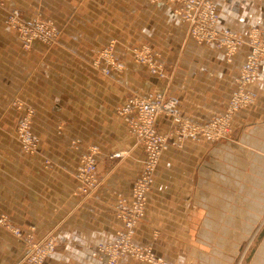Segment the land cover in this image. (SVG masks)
I'll return each instance as SVG.
<instances>
[{
  "label": "crops",
  "instance_id": "obj_1",
  "mask_svg": "<svg viewBox=\"0 0 264 264\" xmlns=\"http://www.w3.org/2000/svg\"><path fill=\"white\" fill-rule=\"evenodd\" d=\"M221 26L245 36L264 32V0H212ZM18 9L25 21L42 19L60 30L55 45L21 47L4 25ZM114 40L124 69L105 77L89 63ZM147 45L164 66L151 76L132 61L129 48ZM248 47L227 62L223 50L198 45L172 4L147 0H7L0 5V214L35 238L55 240L45 264H102L90 256L110 241L122 223L119 210L130 199L143 151L116 110L132 93H163L197 122L220 114L230 98ZM253 103L231 121L228 140L183 141L162 151L145 216L134 239L152 246L170 264H264V64ZM16 99L34 109L38 150L23 155L15 140L20 111ZM157 125L167 131L166 116ZM96 147L98 186L78 190L79 158ZM124 152L121 157L114 154ZM259 228V230H258ZM257 232V233H256ZM254 243L250 238L256 237ZM23 244L0 227V264L22 262ZM118 264H137L122 260Z\"/></svg>",
  "mask_w": 264,
  "mask_h": 264
},
{
  "label": "rangeland",
  "instance_id": "obj_2",
  "mask_svg": "<svg viewBox=\"0 0 264 264\" xmlns=\"http://www.w3.org/2000/svg\"><path fill=\"white\" fill-rule=\"evenodd\" d=\"M5 1L7 0H0V5H2ZM147 1L151 4H160V5L161 4L163 5L172 4L173 13L187 26V37L198 45H204V46L223 50L224 57L227 62H230L232 60V57L234 56V54L237 52L238 48L242 44L247 45L248 52L235 78L232 94L234 93V91L237 89V87L240 84L238 81V78L241 73L242 66L246 62L251 52L256 51L257 53L256 61L257 62H256V67H254V70L252 71L254 72V80L251 83L247 84L244 88L245 91L248 92L252 96L253 100L251 103L245 106H242L238 108L236 111H234L230 115L229 120L227 119L226 123L222 125L221 120L225 119L223 117L228 111V103H229V100L232 94L230 98L228 99L226 105L224 106L223 111L220 114L213 116L204 122H197L190 118L184 117L179 110L178 100L174 97L168 96L163 93H157V94L148 95V96L138 94V93H132L126 97L124 102L117 108L116 112L118 116L121 118L122 122L124 123L127 133L130 136H132V138L135 140V143L142 149L144 157L142 160L141 170L137 178L134 180V182L131 184V187H130L129 203L126 206L121 207L119 210V219L122 223L121 228L116 230L115 236L110 241L103 242V243H97L93 246V248L90 251V256L98 260L102 264H109L110 260H113L112 264H118L122 260L131 261L137 264H170L164 258L156 254L152 246L146 245V244H139L134 239L135 227L138 225V223L142 221V219L145 216V209H146L148 195L151 191V188L154 182V175H155L158 163H159L161 153L168 146H180L181 143L186 140L190 142H204L207 144H214L220 141L228 140L231 134V121L233 117L238 112H240L242 109L250 106L254 101V93L252 92L251 87L256 82L257 77H258V72H261V68H262L261 66L264 64V32L257 27H253L247 31L245 36H241L235 33L233 30L227 27L221 26L219 23V8H218V5L214 1L212 0H147ZM12 11H17L18 13L19 23L17 24L9 23L10 22L9 15L12 13ZM4 25L11 32H13L14 36L16 37V40L20 43L21 47L24 49H29L33 42H40L43 45L48 46V47L55 45L60 36V30L56 28L51 22L47 20H42V19H34L31 21H25L22 18L21 12L16 8H11L6 13V16L4 19ZM193 28L197 30L198 32L197 35H193V32H194ZM209 36H211V38ZM204 37H209V38L205 39ZM209 39L211 41H209ZM115 45H116V42L114 40L109 41L103 48H101L100 50L96 52V54L94 55V57L89 63L90 67L93 70H95L96 72H98L99 74L105 77H110L114 73H120L124 69L123 62L115 56V52H114ZM128 51L131 55L133 63L141 67L143 70H145L147 74L151 76H159V77L163 76L164 66L161 62L158 61L156 53L153 52L150 49V47H148L147 45H139V46H134V47L129 48ZM105 70L108 71V73H104ZM159 95H161L165 99L172 98L177 101V110L180 116L184 120H188L192 123L197 124L198 126L197 132L199 133V138L196 140H192L188 137L182 136L181 128L175 125V123L172 121L169 115L163 112L158 113L156 115L154 123H153L154 130L157 135L165 139L164 144L159 152L157 164H156V167L153 173V181L150 184V186L147 188L145 195H144V199L141 204L143 211L141 215L138 216L137 219H135L134 225L130 229L129 239L127 240V242L123 243V246H126V245L128 246L129 244L133 246L135 250H131L130 252H122L119 250L120 252L117 251L118 252L117 255H113L110 250H112V248H114V246L117 245L116 240H117L118 235L120 233H124L125 235H127L129 232V228L127 227L128 220L126 219V217L133 216V213H134L133 209H135L132 189H133L134 184L141 177L142 172L144 171V168L146 165V161H147L146 147L143 143V139H139L137 135L132 131L130 123L127 120L126 116L122 114L121 109L124 106V104L133 97L153 99ZM11 104L15 106L17 110L20 111V117L15 126V140L18 144L19 150L25 156L33 155L37 152L38 145H39V138L32 131L34 109L16 99H14ZM161 115L166 116L171 122V126L169 130L167 131L160 130L157 125V119ZM27 118L28 120L25 122L28 124V126L25 128V130L26 131L28 130L30 134L38 140V142L36 143V145L33 147L32 150L30 149L27 150L26 147L24 148L22 138H20V135L18 132L19 124L23 122L24 120H26ZM213 121H216V126L213 127L212 129ZM25 130H24V133L26 132ZM91 150H94L93 158L95 160V171H94V179L92 181V184H89V183H86V181L80 176L78 172V167H79L80 161L82 160L83 156L87 154L88 152H90ZM96 152H97L96 147L88 146V151L85 154H82L79 158V162H78V166H77V170L75 174L76 179L78 180V183H79L77 190L81 194L86 195V196L91 195V193L98 186L97 163L95 159ZM124 154H125L124 152H120V153L114 154V156L121 157ZM0 216H4L6 220L8 221V223L11 224V226L19 229L23 235V238H17L14 235H12L8 230L2 227L6 231H8L12 236L20 240V242L23 244V247H24V254L22 257L23 263L30 264L27 260H29L32 256H35V254L37 253L38 247H43L45 244H48L50 242L52 243L53 250L50 253L44 255V257L41 260V263H39V264H45L46 260L55 251L54 238L52 236L45 235L39 239H36L35 231L33 228L22 229V228L16 227L8 220V218L4 214H0ZM259 228L264 229V220L259 225ZM256 238L257 236L250 238L249 243H254ZM118 248H120V246H118ZM138 251L142 252L143 254L142 257L147 256L149 254L151 256V259L147 260L145 258H140L138 256ZM245 258H246L245 252L239 253L235 264H243L245 261Z\"/></svg>",
  "mask_w": 264,
  "mask_h": 264
},
{
  "label": "built area",
  "instance_id": "obj_3",
  "mask_svg": "<svg viewBox=\"0 0 264 264\" xmlns=\"http://www.w3.org/2000/svg\"><path fill=\"white\" fill-rule=\"evenodd\" d=\"M9 21L10 24L19 23L17 11H12V13L9 15ZM193 31V35L198 34L195 28H193ZM209 37L211 38V36ZM209 37L204 38L207 39ZM209 41L211 40L209 39ZM256 57V51H252L249 57L247 58L246 62L242 66V70L238 78L240 84L229 100L228 111L223 117L225 119L221 120L222 125L226 123L227 119L229 120L230 115L234 111L252 102V96L248 92H246L244 88L247 84L251 83L254 80V72L252 71L254 70V67H256ZM104 73H108V71L105 70ZM121 112L123 115L126 116L127 120L129 121L132 131L137 135L139 139H143V143L146 147L147 161L141 177L137 180L132 189L135 209H133V216L126 217V219L128 220V226H126L129 228V232L127 234L128 237L124 233H120L118 235L116 240L117 245L112 248L113 251L109 249L113 255H117L120 251L130 252L131 250H135V248L129 244L128 246H123V243L127 242V240L129 239L130 229L134 225L135 219H137V217L140 216L143 211L141 204L144 199V195L147 188L153 181V173L157 164L159 152L164 144L165 139L157 135L154 130L153 123L156 115L162 112L169 115L175 125L181 128L182 136L188 137L192 140H196L199 138V133L197 132V124L192 123L188 120H184L180 116L177 110V101L172 98L165 99L161 95L156 96L153 99L133 97L124 104L121 109ZM27 120L28 118L19 124L18 132L20 138H22L24 148L26 147L27 150H32L38 140L34 136H32L28 130H25V128L28 126V124L25 122ZM215 126L216 121H213L212 129ZM24 130L26 131L25 133ZM93 154L94 150H91L90 152L85 154L82 160L80 161L78 167V172L80 176L86 181V183L89 184H92V181L94 179L95 160L93 158ZM0 226L8 230L15 237L23 238L21 231L11 226V224L8 223L4 216H0ZM118 246H120V248H118ZM52 250L53 245L51 242L45 244L43 247H38L35 256H32L27 261L30 264H39L41 263V260L44 255L50 253ZM138 256L147 260L151 259V256L149 254L147 256L142 257L143 254L141 251H138ZM110 262L112 264L113 260H110L109 264Z\"/></svg>",
  "mask_w": 264,
  "mask_h": 264
}]
</instances>
